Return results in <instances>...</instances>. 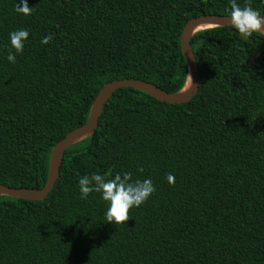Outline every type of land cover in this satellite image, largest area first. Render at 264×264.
Wrapping results in <instances>:
<instances>
[{"label": "trees", "instance_id": "1", "mask_svg": "<svg viewBox=\"0 0 264 264\" xmlns=\"http://www.w3.org/2000/svg\"><path fill=\"white\" fill-rule=\"evenodd\" d=\"M235 2L264 15V0ZM14 3L0 0V184L11 187L45 185L53 146L87 121L107 82L181 89L186 22L230 13L229 0H27V16ZM18 28L29 35L9 63ZM191 43L193 98L118 88L96 129L66 149L45 198L0 195V264H264V34L214 26ZM124 171L155 192L106 223V203L80 199L76 181Z\"/></svg>", "mask_w": 264, "mask_h": 264}, {"label": "clouds", "instance_id": "2", "mask_svg": "<svg viewBox=\"0 0 264 264\" xmlns=\"http://www.w3.org/2000/svg\"><path fill=\"white\" fill-rule=\"evenodd\" d=\"M229 2V25L241 39H246L256 32H264V15L248 4L241 7L235 0H229ZM32 10L27 0H18V2L15 0L14 11L18 14L27 16ZM28 35V30L25 28H18L8 33L10 50L5 58L9 63L16 62L15 54L22 52ZM49 40L50 36L45 35L40 43L46 44ZM165 178L169 184L174 180L171 173H168ZM76 188L82 200L87 199L90 193L99 194V198L106 203L103 219L111 224H120L128 220V210L141 205L155 192L151 179H133L132 174L127 171L111 175L108 172L82 175L76 181Z\"/></svg>", "mask_w": 264, "mask_h": 264}, {"label": "water", "instance_id": "3", "mask_svg": "<svg viewBox=\"0 0 264 264\" xmlns=\"http://www.w3.org/2000/svg\"><path fill=\"white\" fill-rule=\"evenodd\" d=\"M229 14L208 13L201 14L190 18L181 33V47L187 62V80L190 79V87L183 90L184 86L175 92H169L159 85L141 78L127 77L117 78L107 82L95 96L88 119L85 123L73 128L66 135L57 141L53 146L50 154L49 172L46 183L43 187H11L5 184H0V195L5 194L12 197H20L26 199H43L53 188L56 179L59 176L60 168L63 163L66 149L73 143L91 134L99 123V117L102 113L106 101L113 95V93L120 87L128 86L145 91L156 98L171 103H181L189 101L193 98L199 89L200 74L197 59L192 47L191 38L199 30L196 26L199 24H208L207 27L225 26L229 25ZM264 34V32H262ZM259 52L253 55L255 59Z\"/></svg>", "mask_w": 264, "mask_h": 264}, {"label": "bare ground", "instance_id": "4", "mask_svg": "<svg viewBox=\"0 0 264 264\" xmlns=\"http://www.w3.org/2000/svg\"><path fill=\"white\" fill-rule=\"evenodd\" d=\"M208 24H199L198 26H196V29H201V28H205L207 27ZM190 87V79H188L186 85L184 86L183 90H187Z\"/></svg>", "mask_w": 264, "mask_h": 264}]
</instances>
